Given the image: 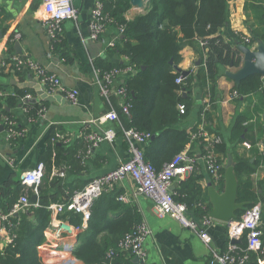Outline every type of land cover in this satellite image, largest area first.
I'll list each match as a JSON object with an SVG mask.
<instances>
[{
    "label": "crops",
    "instance_id": "crops-1",
    "mask_svg": "<svg viewBox=\"0 0 264 264\" xmlns=\"http://www.w3.org/2000/svg\"><path fill=\"white\" fill-rule=\"evenodd\" d=\"M94 3L95 0H72L77 17L75 20H65L62 39L51 43L43 26L44 14L40 0H0V91L4 97H7L14 95L17 90L29 89L32 92L31 99H35L31 102L44 109L42 117L31 115L23 110L20 98L15 105L6 107L10 118L26 132L20 139L5 140L3 128L0 131V192L5 187L15 189L21 184L22 174L39 162L41 153L46 148L45 140L51 127L54 132H59L65 137L66 143L58 141L64 148L77 147L83 151L79 158L81 161L76 160L73 163L80 168L82 165L83 169L76 172V168L70 170L71 165L64 164L58 169H53L52 175L63 177V184L86 185L91 179L110 171L119 162L129 157L128 142L121 130L120 119L123 113L118 100L113 99V104L119 122L102 118L101 116L108 110V105L94 84L93 73V62L97 58L104 64L127 61L126 57L111 51L112 47H109L112 41L115 43L118 37L123 35L115 25H110L98 39L89 38V22ZM142 12L143 7L141 9L130 3V8L124 16L126 20H131ZM257 26V19L249 18L245 13L244 0L228 2V19L222 29L226 40L233 41L237 36L251 38ZM256 41L253 46L256 45ZM15 43H18L19 47H15ZM15 55L38 61L47 71L59 78L63 87L77 89V103H71L61 93L48 92L32 72L16 69L11 59ZM181 55L183 59L174 66V69L178 67L181 71L192 73L195 80L192 88L189 89L190 108L177 126L178 129L184 128L188 133L191 132L183 150L192 154L196 162L184 176L173 180L170 189L176 192L180 182L186 180L193 172L202 175L199 184L206 194L204 206L208 208L207 214L209 213L211 204L208 183H211L219 192L223 190V187L219 188L216 182L211 180L201 145L203 142L211 145L214 137L219 136L222 142L227 144L232 161L233 153H235L248 159L253 167L250 179L256 200L262 205L260 224L263 229L264 243V159L260 149L264 136V75L260 76L262 84L258 91L248 95H238L235 93L237 85L225 75L226 71H234L236 66L231 68L228 65L220 66L217 78L208 79L206 86H203L205 55L201 40L195 39L191 45L185 46ZM125 76L126 74L121 75L114 83L121 84ZM36 84L53 97L61 95L59 101L54 98L47 101L41 99L36 92ZM179 93L183 94L185 91L180 90ZM30 116L34 119L30 120ZM240 116H245L247 122L244 124L255 131L256 142L253 147H249L245 142L229 140L233 125ZM99 117H101L100 120H98ZM109 127L115 130V140L112 143L103 141L90 154L85 155L83 132ZM197 131H202L205 135L193 139L192 134ZM210 150L214 151L212 146ZM215 155L218 158L221 157L217 153ZM227 157L223 160L224 164ZM9 159L13 160V164L8 162ZM22 186L21 190L27 196L31 188ZM108 191L113 192L112 196H115L117 200L120 195H123L126 199L119 201L135 207L140 221H145L150 228L151 235L144 242L147 251L146 264H216L210 262V249L213 248L216 251L227 249L228 222L213 219L214 221L208 227L210 241L206 244L195 232L183 227L172 216L157 213L146 196L134 193L131 180L115 183L109 187ZM108 191L106 195L110 196L111 193ZM64 194L67 195L68 191L64 190ZM188 215L194 218L200 217L192 210H188ZM3 227L0 221V250L7 242V231ZM80 239L81 234L76 245L71 243L70 251L79 244ZM240 241L241 239L237 241L238 244ZM262 257L264 262V254ZM74 264L84 263L78 259Z\"/></svg>",
    "mask_w": 264,
    "mask_h": 264
},
{
    "label": "trees",
    "instance_id": "trees-1",
    "mask_svg": "<svg viewBox=\"0 0 264 264\" xmlns=\"http://www.w3.org/2000/svg\"><path fill=\"white\" fill-rule=\"evenodd\" d=\"M230 1L232 0H143V12L131 20H126L124 14L130 8L129 0H104V10L114 18L115 26L123 27V37H118L109 47H112L111 51L126 57L127 61L104 64L97 58L93 66L99 70L131 67L132 72L125 76L121 83L128 91L130 116L120 114V120L126 129L135 128L149 132L151 137L154 136L143 145V154L156 171L176 153L183 151L191 133L184 128L178 129L177 126L190 108L189 89L195 80L192 73H189L180 83L175 81L181 76L174 66L183 59L182 49L191 45L195 39L204 43L203 86H206L208 79L217 78L220 66L232 64L237 67L241 62L236 42H244L242 37L237 36L233 41L226 40L222 31L228 19ZM244 11L249 18L255 17L258 22L249 44L256 40L264 42V0H244ZM260 76L253 74L246 77L235 86V92L238 95H248L258 91L262 84ZM180 90L185 91L186 95L180 94ZM26 93L32 92L29 89L17 90L14 95L0 96V123L2 115L10 117L6 107L15 105ZM26 103L31 107L28 112L31 115H35L41 108L31 100ZM178 104L184 105L183 113L177 109ZM246 122L245 116L236 119L229 140L245 142L249 147H253L256 142L255 131L246 127ZM52 129L53 127L50 128L45 140L46 148L39 159L44 165V172L38 188V205H28L17 211L16 215L11 213L8 219L1 222L7 231V242L0 250V264H45L38 247L45 241L44 231L50 220L47 206L51 203H66L75 190L85 186L63 184V177L52 175L53 169H58L63 164L71 165L70 170L76 168V172L83 169L82 165L81 168L73 165L76 160L81 161L79 158L83 151L77 147L64 148L62 143L56 141L55 134L59 132ZM201 146L203 155L209 152L217 153L221 155V161L229 155L228 146L222 140L211 145L203 142ZM211 146L214 151L210 150ZM262 155L264 159V152ZM222 171L223 175L215 181L221 189L224 186V168ZM233 171L237 179V201L245 203V206L236 212L237 217H240L246 208L257 202L250 179L253 167L248 159L233 153ZM201 178L202 175L193 172L186 180L180 182L176 192L173 191L174 199L185 203L187 209L197 216L208 212V208L204 206L206 194L199 184ZM211 180L214 181L212 178ZM22 185L19 184L13 190L6 187L1 189L2 214H9L13 204L24 195ZM64 190L68 191L67 195ZM107 191L94 200L87 228L81 233L79 244L71 249L72 255L84 264H109L106 259L108 250L115 247L123 235L140 222L135 207L117 200L112 196L113 192L108 191L111 194L106 195ZM31 195L30 189L27 197L30 198ZM58 217L73 225H80L81 222L79 214L66 209ZM239 245L245 246L244 237ZM263 254L264 252L259 256L262 257ZM256 257L252 254L247 264H258ZM111 262L133 264L132 259L125 255L114 256Z\"/></svg>",
    "mask_w": 264,
    "mask_h": 264
},
{
    "label": "built area",
    "instance_id": "built-area-1",
    "mask_svg": "<svg viewBox=\"0 0 264 264\" xmlns=\"http://www.w3.org/2000/svg\"><path fill=\"white\" fill-rule=\"evenodd\" d=\"M40 3L44 14L42 22L47 36L51 43L59 42L63 37L64 21L68 19L75 20L77 17V11L72 4V0H40ZM115 24L114 18L104 10V0H95L91 9L89 38L92 40L98 39L108 26ZM117 28L119 32L123 31L122 26H117ZM242 39L245 43L250 42L249 37H242ZM113 44L112 41L110 46ZM202 44L204 43L202 42ZM11 59L16 69H26L32 72L48 92H59L71 103H77V89L63 87L59 78L54 73L47 71L38 61L30 57L21 58L17 55L11 57ZM131 72L132 69L129 66L124 68L113 67L108 70H99L93 66L94 84L108 105V110L101 116L105 120L119 122L113 99L118 100L121 112L125 116H130L131 104L128 91L124 85H116L114 82L121 75L126 74L127 76ZM183 78L182 75L177 77L176 83H180ZM0 96H4L1 91ZM31 98L30 93L20 97L22 108L27 113L31 107L26 102ZM178 109L183 113L185 107L183 104H179ZM43 111L44 109L41 107L35 115L38 118L42 117ZM29 119L33 120L34 118L30 116ZM1 125L3 126L5 140L20 139L26 132L24 128L18 126L13 119L6 115H2ZM121 130L128 142L129 157L125 161L119 162L110 171L91 179L82 189L75 190L66 203H51L47 206L50 211V220L44 231L45 241L38 247L39 254L45 264H74L76 259L70 251V246L71 243L76 245L79 235L87 228L94 200L108 190L111 185L130 180L133 183L134 193L146 196L152 202L157 213L172 216L179 224L195 232L203 242L209 244L208 227L214 221L213 218L208 214H204L199 218L189 216L186 204L176 201L173 197V191L170 189L175 178L184 176L193 168L196 158L188 151L183 150L176 153L159 171H156L153 165L145 160L143 154V145L150 139V133L135 128L126 129L122 126ZM55 135L56 141L67 142L61 134L56 133ZM202 135H205V133L197 131L192 134V138ZM82 137L85 142V155H88L103 141L112 143L115 140L116 133L113 128L109 127L83 132ZM220 142L221 138L215 136L213 143ZM260 149L264 152V143H261ZM204 161L211 178L218 181L223 175L224 161L219 160L211 152L205 155ZM8 162L13 164L12 159H9ZM43 172L44 165L39 161L34 167L22 174L21 184L30 187L32 194L38 196V188L41 184ZM59 174L62 175L61 172ZM125 199L123 195L118 198L121 201ZM28 205H31L29 197L25 194L20 196L13 204L9 214L0 212V221L8 219L11 213H16ZM32 205H38V200ZM64 209L79 214L81 218L80 225H73L68 220L59 218L58 216ZM261 215L262 205L260 202H255L246 208L240 217L230 219L227 227V249L216 251L211 248L210 262L216 264H247L250 256L255 254L257 263L264 264L263 257L259 256L264 252L263 229L260 224ZM150 235L151 230L148 225L145 221H140L131 231L123 235L115 247L108 250L106 259L109 260V264H112L111 259L117 255H125L132 259L136 258L137 262H133V264H146L147 251L144 242ZM242 237L245 240L244 247H241L237 242ZM68 240L70 242H66Z\"/></svg>",
    "mask_w": 264,
    "mask_h": 264
},
{
    "label": "water",
    "instance_id": "water-1",
    "mask_svg": "<svg viewBox=\"0 0 264 264\" xmlns=\"http://www.w3.org/2000/svg\"><path fill=\"white\" fill-rule=\"evenodd\" d=\"M130 3L141 9L143 7V0H130ZM14 46L19 47L18 43H15ZM236 48L241 62L234 71L225 72V75L232 79L235 82V85L238 86L243 79L250 75H264L263 41L257 40L256 45L254 46L253 44L245 42H236ZM228 66L230 68L235 67L232 64H229ZM175 69L180 72L183 77H186L189 74L188 71H181L178 67H175ZM35 88L37 94L40 95L39 97L45 101L53 100V98L59 101V96L61 97V95H54L55 97H53V95L47 94L38 84H36ZM183 95H185V93H183ZM31 100L34 101L35 99ZM2 128L3 126L0 125V131ZM224 169V186L221 192L217 191L211 183H208V195L211 204V210L208 215L213 219L228 222L230 219L237 217L236 212L245 206V203L237 201V179L233 171L231 155H228L226 163L224 164ZM37 200L38 196L32 194L29 198V203L33 204ZM132 262L136 263L137 259L133 258Z\"/></svg>",
    "mask_w": 264,
    "mask_h": 264
},
{
    "label": "rangeland",
    "instance_id": "rangeland-1",
    "mask_svg": "<svg viewBox=\"0 0 264 264\" xmlns=\"http://www.w3.org/2000/svg\"><path fill=\"white\" fill-rule=\"evenodd\" d=\"M76 261L78 260L76 257H75ZM68 263V262H67ZM69 264H73V263H69Z\"/></svg>",
    "mask_w": 264,
    "mask_h": 264
}]
</instances>
